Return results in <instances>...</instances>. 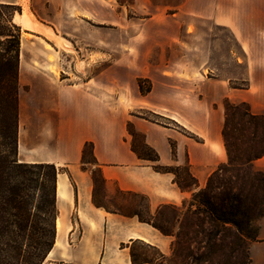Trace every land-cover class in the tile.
<instances>
[{
    "label": "crops",
    "instance_id": "0c3cea01",
    "mask_svg": "<svg viewBox=\"0 0 264 264\" xmlns=\"http://www.w3.org/2000/svg\"><path fill=\"white\" fill-rule=\"evenodd\" d=\"M86 1L30 0V3L43 21L57 19L61 7L69 16L77 12L84 18H94L95 13L80 5ZM91 2L104 7L101 10L106 19H111L112 11L121 18L128 11L118 3L117 12L110 0ZM132 7L136 11H149L153 21L176 22L175 36L185 33L192 18L208 20L228 30L243 54L238 59L246 67L247 86L232 88L230 79L196 83L185 71L184 61L171 63L172 71L146 77L151 83L149 91L142 92L139 79L132 83L134 99L130 109L116 113L103 99L95 100L73 85L58 84L45 77L29 79L20 105L23 146L20 142L19 150L24 149L34 158L26 163L52 164L61 169L58 183L62 179L65 196L71 195L67 183L72 185L73 207L83 229L77 233L72 225L67 237L77 236L76 243L70 245L71 260L59 264L109 263L114 254L130 256L128 252L137 242L166 255L172 245L173 234H164L152 220L141 219L138 214L93 212L92 208L99 209L94 204L96 183L92 171L84 166L94 165L106 191L143 197L151 218L166 207L179 213L196 190L182 189L175 174L156 167L187 165L201 189L219 166L228 163L222 101L246 104L254 116L264 115V0H133ZM137 109H147L169 124L132 114ZM129 124L143 135L145 145L158 154L159 161L139 158L130 143ZM88 144L92 145V164L83 162ZM254 166L264 174V155L254 161ZM258 231L259 239L264 241V215L258 222ZM259 244L253 246L254 252L264 242ZM56 247L57 241L44 264H57L50 259L54 252L56 256L60 254ZM50 260L53 262L49 263Z\"/></svg>",
    "mask_w": 264,
    "mask_h": 264
},
{
    "label": "rangeland",
    "instance_id": "374dc122",
    "mask_svg": "<svg viewBox=\"0 0 264 264\" xmlns=\"http://www.w3.org/2000/svg\"><path fill=\"white\" fill-rule=\"evenodd\" d=\"M22 1L0 0V4L14 6L9 12L22 32L16 133L20 163L34 160L27 151L19 150L20 142L23 146L20 105L24 102L25 86H29L26 82L31 78L45 77L58 84L73 85L95 100L103 99L116 113L130 109L134 99L130 89L132 83L139 79L145 93L151 88L146 77L160 71H172L171 63L184 61L185 71L196 79V83L230 79L232 88L247 86L246 67L238 59L243 58L239 46L230 38L228 30L214 26L208 20L192 18L185 33L175 36L176 22L151 20L149 11H136L132 7L133 0H110L117 12L120 4L127 7L123 18L112 11L111 19H106L101 10L104 7L88 0L80 5L89 13H95L94 18H84L77 12L69 16L61 7L57 19L45 21L38 18L28 0L29 9L37 25L47 31L45 34L24 26ZM53 16H56L55 11ZM60 42L68 43L70 48L65 49ZM28 101L26 99L27 104ZM222 107L225 112L224 142L230 150L228 163L219 166L201 189L188 175L187 165L169 168L182 188L191 192L196 190L179 213L166 207L151 218L143 197L106 191L94 165L84 166L92 171L96 183L94 204L99 209L92 208L93 212L138 214L141 219L152 220L164 232L173 234L166 255L155 247L137 242L131 246L130 256L114 254L105 264H264V244L257 248L264 242L259 239L258 231V222L264 215V184L260 171L254 166V161L264 153V115L254 116L248 106L225 100ZM132 114L169 124L147 109H137ZM128 133L132 149L139 157L155 158L133 124L128 125ZM91 149H85L83 162L86 164L94 162ZM230 157L234 160L231 164ZM58 174L62 177L61 169ZM67 184L71 195L65 196L61 191L56 203V225L59 227L56 228L55 244L57 241L56 249L60 254L56 256L54 252L50 259L56 260L57 264L71 260L70 245L76 243L77 236L67 237L72 225L73 231H83L73 207V187L69 182ZM254 245H257L255 252ZM4 263L9 264L10 260Z\"/></svg>",
    "mask_w": 264,
    "mask_h": 264
},
{
    "label": "trees",
    "instance_id": "16d2710c",
    "mask_svg": "<svg viewBox=\"0 0 264 264\" xmlns=\"http://www.w3.org/2000/svg\"><path fill=\"white\" fill-rule=\"evenodd\" d=\"M13 8L10 4H0V264L8 259L9 264H43L56 239L58 170L54 165L26 164L17 159L22 32L9 12ZM148 148L155 158H139L159 161L158 154ZM226 149L229 153L227 145ZM231 161L234 162L230 157V164ZM156 168L175 174L169 168ZM259 174L264 184V174ZM188 175L194 180L189 172ZM154 226L167 234L158 225Z\"/></svg>",
    "mask_w": 264,
    "mask_h": 264
},
{
    "label": "bare ground",
    "instance_id": "6f19581e",
    "mask_svg": "<svg viewBox=\"0 0 264 264\" xmlns=\"http://www.w3.org/2000/svg\"><path fill=\"white\" fill-rule=\"evenodd\" d=\"M23 4V14H22V18H23V23H24V26L27 27V28H30L32 30H37L39 32H43L46 34V32L44 31V29H41L38 25H37V22L34 18V16L32 15L30 9H29V3H28V0H23L22 1ZM52 33V32H51ZM51 35V34H50ZM53 36V34H52ZM61 46L64 47L65 49H69L70 48V45L68 47V43H65V42H60ZM63 190V183H62V179L59 181L58 183V195L59 197H61V191ZM63 193V192H62ZM59 227V224L57 225Z\"/></svg>",
    "mask_w": 264,
    "mask_h": 264
}]
</instances>
